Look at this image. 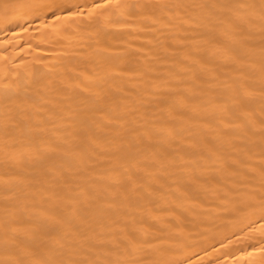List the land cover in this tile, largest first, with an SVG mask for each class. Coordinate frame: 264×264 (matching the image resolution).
I'll list each match as a JSON object with an SVG mask.
<instances>
[{"label":"bare ground","instance_id":"bare-ground-1","mask_svg":"<svg viewBox=\"0 0 264 264\" xmlns=\"http://www.w3.org/2000/svg\"><path fill=\"white\" fill-rule=\"evenodd\" d=\"M103 5L0 0V262L264 264V0Z\"/></svg>","mask_w":264,"mask_h":264},{"label":"snow or ice","instance_id":"snow-or-ice-1","mask_svg":"<svg viewBox=\"0 0 264 264\" xmlns=\"http://www.w3.org/2000/svg\"><path fill=\"white\" fill-rule=\"evenodd\" d=\"M112 4V0H105V5H103L104 7H107V6H111ZM17 7H20V8H31L32 6L31 5H25V4H20V5H17ZM99 7V5H98ZM116 7H119V4L116 5ZM0 264H23L22 261H3V262H0Z\"/></svg>","mask_w":264,"mask_h":264}]
</instances>
